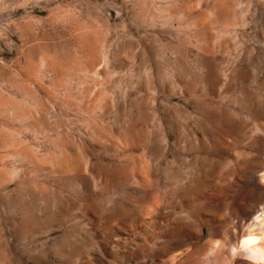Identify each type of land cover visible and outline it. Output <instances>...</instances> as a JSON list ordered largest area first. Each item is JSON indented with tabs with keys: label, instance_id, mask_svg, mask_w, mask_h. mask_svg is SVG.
Masks as SVG:
<instances>
[{
	"label": "rangeland",
	"instance_id": "1",
	"mask_svg": "<svg viewBox=\"0 0 264 264\" xmlns=\"http://www.w3.org/2000/svg\"><path fill=\"white\" fill-rule=\"evenodd\" d=\"M261 171L264 0H0V264H250Z\"/></svg>",
	"mask_w": 264,
	"mask_h": 264
},
{
	"label": "clouds",
	"instance_id": "2",
	"mask_svg": "<svg viewBox=\"0 0 264 264\" xmlns=\"http://www.w3.org/2000/svg\"><path fill=\"white\" fill-rule=\"evenodd\" d=\"M259 178L260 183L264 184V171L259 173ZM252 219L261 226L262 230L260 233L258 235L253 234L252 230L248 229V234L240 238L239 244L231 245L229 250L233 261L237 258L240 250H247L251 255L243 257L244 259L258 261L259 264H264V246H261V242L264 241V204L260 206V210ZM220 247H222L221 241H215L214 250Z\"/></svg>",
	"mask_w": 264,
	"mask_h": 264
},
{
	"label": "bare ground",
	"instance_id": "3",
	"mask_svg": "<svg viewBox=\"0 0 264 264\" xmlns=\"http://www.w3.org/2000/svg\"><path fill=\"white\" fill-rule=\"evenodd\" d=\"M57 163H62V164H64V165H66V164H69V163H66V161H64V160H59ZM71 164V163H70ZM67 166V165H66ZM73 168H75L76 166H74V165H71ZM78 166V165H77ZM65 167V166H64ZM75 170V169H74ZM143 180V179H142ZM253 211H254V209H249V213H253ZM250 215V214H249ZM130 220V219H129ZM132 221V220H131ZM131 221H130V223H131ZM133 223L135 224V221H133ZM132 223V224H133ZM151 223V222H150ZM148 224V223H147ZM248 229H251L252 230V232H253V234H259L260 233V231L262 230V228H261V226L259 225V223L258 222H256V221H254L253 219L250 221V222H248L247 223V225H246V227H245V229L243 230V232H242V234L240 235V238L242 237V236H245V235H247L248 234ZM134 231V230H133ZM169 234V233H168ZM239 244V243H238ZM211 247H212V249L214 250V244H211L210 245ZM210 246H209V249H210ZM261 246H264V241H262L261 242ZM212 250V251H213ZM247 251V250H246ZM245 251V254L247 255V256H250L251 255V253H249L248 251L246 252ZM214 252H215V250H214ZM250 264H259V262L258 261H254V260H252L251 262H249Z\"/></svg>",
	"mask_w": 264,
	"mask_h": 264
}]
</instances>
